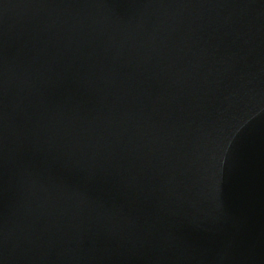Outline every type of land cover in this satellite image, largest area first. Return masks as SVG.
<instances>
[{"label": "water", "instance_id": "obj_1", "mask_svg": "<svg viewBox=\"0 0 264 264\" xmlns=\"http://www.w3.org/2000/svg\"><path fill=\"white\" fill-rule=\"evenodd\" d=\"M0 264H264V0H0Z\"/></svg>", "mask_w": 264, "mask_h": 264}]
</instances>
